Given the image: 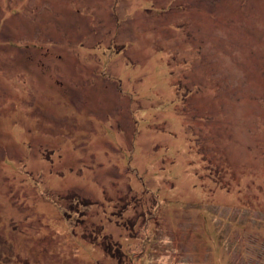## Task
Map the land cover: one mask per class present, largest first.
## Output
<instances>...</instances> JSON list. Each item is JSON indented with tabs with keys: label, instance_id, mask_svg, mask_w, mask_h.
<instances>
[{
	"label": "rangeland",
	"instance_id": "374dc122",
	"mask_svg": "<svg viewBox=\"0 0 264 264\" xmlns=\"http://www.w3.org/2000/svg\"><path fill=\"white\" fill-rule=\"evenodd\" d=\"M0 264H264V0H0Z\"/></svg>",
	"mask_w": 264,
	"mask_h": 264
}]
</instances>
